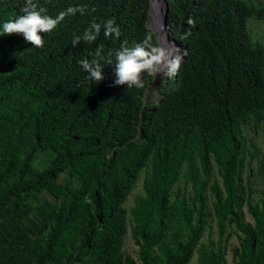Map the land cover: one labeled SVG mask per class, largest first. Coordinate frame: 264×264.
<instances>
[{"label": "trees", "instance_id": "1", "mask_svg": "<svg viewBox=\"0 0 264 264\" xmlns=\"http://www.w3.org/2000/svg\"><path fill=\"white\" fill-rule=\"evenodd\" d=\"M167 1L184 58L145 106L153 75L128 87L115 84L114 69L124 47L159 46L147 26L151 0H33L53 18L78 11L41 34L42 48L0 36V264H138L123 249L129 226L142 264H190L196 252L197 264H227L233 234L234 264H264V192L254 202L244 179L250 155L260 156L264 181V152L245 131L264 127V46L248 27L264 19V3ZM24 7L0 0V33ZM108 20L119 36H105ZM93 24L100 32L89 42ZM93 59L100 82L79 63ZM142 171L129 216L125 202ZM44 192L52 203L35 212ZM214 224L217 240L205 247Z\"/></svg>", "mask_w": 264, "mask_h": 264}, {"label": "clouds", "instance_id": "2", "mask_svg": "<svg viewBox=\"0 0 264 264\" xmlns=\"http://www.w3.org/2000/svg\"><path fill=\"white\" fill-rule=\"evenodd\" d=\"M76 11H78V9L70 7L67 12H61L57 17L53 18L44 14L46 10L43 8H38V5L34 3L33 0H25V7L22 9L23 15H19L15 19L4 22L2 26V33H0V36L22 35L25 41L30 43L32 46L42 48L44 46V39L41 34L51 32L57 27V25L64 19L67 14H75ZM151 11L152 6L149 13L147 26L155 35L159 46L152 47L146 41L143 45L137 44L132 48L124 47L122 50L116 53V63L114 69L116 76L115 84L127 85L128 87L136 86L138 88H143V73L147 72L148 74L153 75L154 80L153 83L147 88V94L144 98V106L150 100L153 102H157L159 100L161 96L158 90L159 84L166 81L170 75H172L173 77L175 76L177 69L179 68V64L184 58V52L181 43L171 38L169 22V36L167 37L168 47H163V44L160 42L155 32L149 26ZM114 23V20H108L106 22L104 32L105 36H110L113 33H115L116 36L120 35L119 28L114 27ZM189 23H192V21L190 20ZM92 27L95 29V33L89 31L84 35V39L89 42L95 41L97 34L100 32V25L93 24ZM78 42L79 37L74 38L73 44L75 45ZM172 47L174 48V50L170 52V55H168V49L170 48V50H172ZM100 51V49L97 50V57L100 56ZM179 53H181L182 56L179 60H176L175 58L179 56ZM165 59H169V61H171L168 64L171 66L169 67V71L165 75V80H162L163 78L157 80V78L155 79L154 74L161 71V65H163ZM79 63L82 65L84 71L90 74V78H92L93 80L100 82L104 79V73L102 71L101 65L96 59H93L91 62H89L88 60H81ZM107 63L112 64V61L109 59ZM152 86L156 87L157 89L154 93H159V97L156 101L154 100L155 94L153 93V95L149 91V88Z\"/></svg>", "mask_w": 264, "mask_h": 264}, {"label": "rangeland", "instance_id": "3", "mask_svg": "<svg viewBox=\"0 0 264 264\" xmlns=\"http://www.w3.org/2000/svg\"><path fill=\"white\" fill-rule=\"evenodd\" d=\"M252 1L257 2L258 0H252ZM261 1L264 3V0H261ZM154 15H155L154 9L152 8L149 26L153 31L156 29L154 24H153ZM248 27H249L250 34H251L252 38L254 40L259 41L264 46V19L252 18L248 22ZM181 56H182V54L179 53V56L176 57L175 59L179 60L181 58ZM170 66L171 65H168V67L165 68L164 72H162V73L158 72V73L154 74L155 79L157 78V80H159V79L163 78L162 80H165V78H166L165 75L169 71ZM156 90L157 89L154 86L149 88V91L151 94H153ZM158 97H159V93H156L154 95V100L156 101L158 99ZM245 131L248 134L250 140H253L258 145V147L261 149V151L264 152V127L262 125L259 127L249 125V126H247ZM50 155H51L50 153H45V154L39 156V161H37V163L38 164L47 163L46 161L51 157ZM259 158H260V156H259ZM259 158H255L253 161H251L250 155H247V158L245 161V168H244V179H245V181H247V179L249 178L253 184L254 191H253L252 199L254 202L259 201L262 193L264 192V181H262L261 177L258 175ZM212 174H213L212 181H218L221 184L222 178H221V175H220L219 170L217 168V165L215 163H214ZM143 178H144V171H142L140 177L136 181V184H135L131 194L129 195L127 201L125 202V206L128 209L129 216H130L129 211L134 206L136 195L143 192ZM179 185L182 186L183 188H186V186L184 184V180H181L179 182ZM176 189H177V186L175 187V190ZM52 198L53 197L49 193L44 192L40 197V203L35 206L34 211L38 212V213H42L41 209H43L45 207L44 205L46 203H52V202H50L53 200ZM211 199H212V195L210 194L209 195V208H210V210H211ZM243 209L245 212L246 220L252 221V218L250 217V215L247 211V207L244 206ZM46 213L47 212H45V214ZM216 240H217V234H216V226L214 224L213 230H210L209 228L206 229L205 234H204L203 238L201 239L200 243L205 245V247H211ZM238 244H239V238H238L237 234H233L231 236V239L228 242V249H227V261L228 262H227V264H234L233 248ZM123 249L125 250V252H127V254L135 257L137 259L138 264H142L141 261L138 259V256H137L138 246L135 244L134 239L131 235L130 226L128 227V231H127L125 238H124ZM199 257H200L199 253L196 252L194 257L192 258L190 264H197Z\"/></svg>", "mask_w": 264, "mask_h": 264}, {"label": "bare ground", "instance_id": "4", "mask_svg": "<svg viewBox=\"0 0 264 264\" xmlns=\"http://www.w3.org/2000/svg\"><path fill=\"white\" fill-rule=\"evenodd\" d=\"M152 2V8L154 9V19L153 24L155 26V33L160 40V42L163 44V47H168V40L166 36V32L164 30L163 20H164V14L166 9V1L165 0H151ZM174 48L172 47V50L170 48L168 49V55H170V52L173 51ZM169 59H165L163 65H161V71L163 72L167 65L169 64ZM160 71V72H161ZM166 72V71H165Z\"/></svg>", "mask_w": 264, "mask_h": 264}, {"label": "water", "instance_id": "5", "mask_svg": "<svg viewBox=\"0 0 264 264\" xmlns=\"http://www.w3.org/2000/svg\"><path fill=\"white\" fill-rule=\"evenodd\" d=\"M166 1V13L164 15V29H165V32H166V36L168 37L169 36V28H168V15H167V11H168V8H169V3L167 0Z\"/></svg>", "mask_w": 264, "mask_h": 264}]
</instances>
